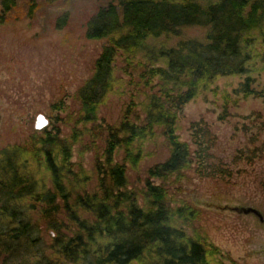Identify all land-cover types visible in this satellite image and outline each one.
<instances>
[{
    "label": "trees",
    "instance_id": "obj_1",
    "mask_svg": "<svg viewBox=\"0 0 264 264\" xmlns=\"http://www.w3.org/2000/svg\"><path fill=\"white\" fill-rule=\"evenodd\" d=\"M15 3L0 0L1 12ZM196 26L204 28L200 39L153 42ZM84 37L106 42L74 92L75 111L61 115L62 101L52 104L46 126L0 148V264H238L186 232L200 217L184 194L189 173L224 180L231 171L215 157L206 123L192 122L186 141L177 121L187 102L217 94V78L264 64V0H110ZM117 57L137 92L111 123L98 114L118 88ZM253 83L247 75L233 92L264 100V87ZM222 97L224 119L229 94ZM158 136L168 155L141 172ZM77 145L80 155L92 151L91 171L72 160Z\"/></svg>",
    "mask_w": 264,
    "mask_h": 264
},
{
    "label": "rangeland",
    "instance_id": "obj_2",
    "mask_svg": "<svg viewBox=\"0 0 264 264\" xmlns=\"http://www.w3.org/2000/svg\"><path fill=\"white\" fill-rule=\"evenodd\" d=\"M109 1L15 0L6 14L0 4V148L20 143L33 129L46 126L53 113L52 104L62 101L61 115L75 111L78 103L74 92L92 74L94 59L106 42L87 40L86 23ZM203 35L204 28L196 26L185 29L181 37H159L153 42L170 46L181 38L200 39ZM255 48L260 51V44ZM124 66L123 58L117 57L118 88L100 107V120L116 122L137 92L128 83L130 77L120 70ZM249 69L253 87H264V64L253 60ZM247 75L219 77L214 81L217 94L206 92V99L201 94L187 102L179 113L177 133L180 139L189 141L190 124L206 123L216 136L215 157L231 171L224 180L200 179L189 173L191 180L184 183V194L199 209L200 217L193 226H186V232L195 231L216 246L225 263L230 257L238 264H264V223L253 214L228 208L250 206L264 217V100L233 92ZM223 92L229 94V102L228 114L221 119ZM162 140L158 136V146L147 144L151 154L141 162V172L168 155ZM80 148L74 147L72 160L81 161L91 171L94 155L91 150L80 155ZM177 223L181 225V221Z\"/></svg>",
    "mask_w": 264,
    "mask_h": 264
},
{
    "label": "water",
    "instance_id": "obj_3",
    "mask_svg": "<svg viewBox=\"0 0 264 264\" xmlns=\"http://www.w3.org/2000/svg\"><path fill=\"white\" fill-rule=\"evenodd\" d=\"M228 206H225L224 208H227ZM230 210L235 211L236 213H243V214H253L255 215L260 222L264 223V217L261 214V212L253 207L250 206H234V207H228Z\"/></svg>",
    "mask_w": 264,
    "mask_h": 264
},
{
    "label": "clouds",
    "instance_id": "obj_4",
    "mask_svg": "<svg viewBox=\"0 0 264 264\" xmlns=\"http://www.w3.org/2000/svg\"><path fill=\"white\" fill-rule=\"evenodd\" d=\"M39 127V126H38Z\"/></svg>",
    "mask_w": 264,
    "mask_h": 264
}]
</instances>
